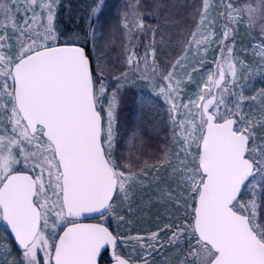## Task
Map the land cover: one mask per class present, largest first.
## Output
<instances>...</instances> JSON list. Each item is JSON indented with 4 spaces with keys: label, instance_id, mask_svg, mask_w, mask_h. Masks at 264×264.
Returning a JSON list of instances; mask_svg holds the SVG:
<instances>
[{
    "label": "snow or ice",
    "instance_id": "1",
    "mask_svg": "<svg viewBox=\"0 0 264 264\" xmlns=\"http://www.w3.org/2000/svg\"><path fill=\"white\" fill-rule=\"evenodd\" d=\"M0 264H264V0H0Z\"/></svg>",
    "mask_w": 264,
    "mask_h": 264
},
{
    "label": "rangeland",
    "instance_id": "2",
    "mask_svg": "<svg viewBox=\"0 0 264 264\" xmlns=\"http://www.w3.org/2000/svg\"><path fill=\"white\" fill-rule=\"evenodd\" d=\"M78 0H72V3H76ZM123 0H110V3L113 5L122 3ZM66 18V17H65ZM66 19H64L65 21ZM154 23V21H152ZM66 23V22H65ZM73 28V23L70 24V29ZM257 87L260 86L259 83L256 84ZM136 93H129L122 101L121 107H120V121H121V132L123 133L124 130L129 127L134 119L135 111H136ZM129 102H132L133 104H130ZM162 103V101H161ZM130 105V107H129ZM130 109H129V108ZM164 133H161V136L159 137V140L163 139ZM154 145L153 147H155Z\"/></svg>",
    "mask_w": 264,
    "mask_h": 264
},
{
    "label": "trees",
    "instance_id": "3",
    "mask_svg": "<svg viewBox=\"0 0 264 264\" xmlns=\"http://www.w3.org/2000/svg\"><path fill=\"white\" fill-rule=\"evenodd\" d=\"M78 2V1H77ZM76 2V3H77ZM75 4V3H74ZM64 19H66L65 21H64ZM63 22L67 25V27L68 28H70V24L72 23V20L71 19H69V18H63ZM159 142V138H154L153 139V141H152V145L154 146V145H156L157 143Z\"/></svg>",
    "mask_w": 264,
    "mask_h": 264
},
{
    "label": "bare ground",
    "instance_id": "4",
    "mask_svg": "<svg viewBox=\"0 0 264 264\" xmlns=\"http://www.w3.org/2000/svg\"><path fill=\"white\" fill-rule=\"evenodd\" d=\"M129 103H130V104H133L132 102H129ZM129 107H130V105H129ZM129 107H128V108H129ZM129 109H130V108H129Z\"/></svg>",
    "mask_w": 264,
    "mask_h": 264
}]
</instances>
